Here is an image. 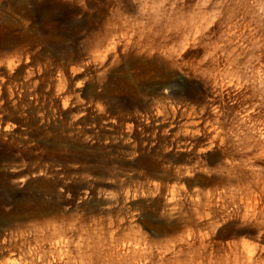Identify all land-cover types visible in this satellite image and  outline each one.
I'll list each match as a JSON object with an SVG mask.
<instances>
[{"label": "rangeland", "instance_id": "rangeland-1", "mask_svg": "<svg viewBox=\"0 0 264 264\" xmlns=\"http://www.w3.org/2000/svg\"><path fill=\"white\" fill-rule=\"evenodd\" d=\"M185 225L264 264V0H0V264Z\"/></svg>", "mask_w": 264, "mask_h": 264}, {"label": "bare ground", "instance_id": "bare-ground-1", "mask_svg": "<svg viewBox=\"0 0 264 264\" xmlns=\"http://www.w3.org/2000/svg\"><path fill=\"white\" fill-rule=\"evenodd\" d=\"M216 63L218 70L220 66H224L219 71L207 68L204 71L207 81L216 80L217 73L221 78L231 75V63L228 60H217ZM181 85L182 83L179 82L175 88H172L173 97L182 99L185 95L186 87ZM221 86L225 94L231 96L238 82L222 81ZM156 120L157 117H155ZM191 124L197 126V124ZM158 130L161 132L162 128ZM175 148L178 149V147ZM172 206L169 201L167 207L171 210ZM211 225L212 223L209 224ZM260 234L257 235L258 239L263 238ZM154 236V239L148 240L131 239L132 245L117 250L103 249L100 241L89 239L84 249L70 250L58 247L39 255V259L46 262L45 264H240L242 257L251 264L255 259L256 247L239 244L230 241L231 239L229 241L224 239L226 240L224 241L219 234L211 237L209 230L203 231L194 225H185L174 237H166L163 230L157 231Z\"/></svg>", "mask_w": 264, "mask_h": 264}]
</instances>
